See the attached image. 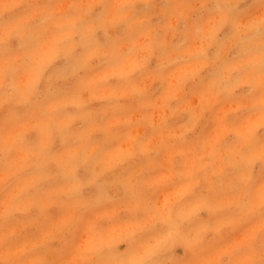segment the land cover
I'll return each mask as SVG.
<instances>
[{
    "label": "rangeland",
    "instance_id": "374dc122",
    "mask_svg": "<svg viewBox=\"0 0 264 264\" xmlns=\"http://www.w3.org/2000/svg\"><path fill=\"white\" fill-rule=\"evenodd\" d=\"M261 17L0 0V264H264Z\"/></svg>",
    "mask_w": 264,
    "mask_h": 264
},
{
    "label": "clouds",
    "instance_id": "9594fccd",
    "mask_svg": "<svg viewBox=\"0 0 264 264\" xmlns=\"http://www.w3.org/2000/svg\"><path fill=\"white\" fill-rule=\"evenodd\" d=\"M239 2V0H238ZM255 2H259V0H255ZM215 11L219 13H230L232 15H236L239 13L240 9L237 6H231L229 7L227 4L224 7H221L219 4L215 6ZM259 23L264 24V17L260 18ZM252 32L250 36H244L242 37L243 40L247 41L252 39L253 37L256 36H264V27H258L256 25L251 26Z\"/></svg>",
    "mask_w": 264,
    "mask_h": 264
}]
</instances>
